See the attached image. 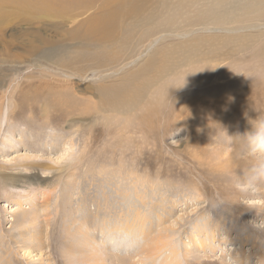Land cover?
Instances as JSON below:
<instances>
[{"label":"rangeland","instance_id":"obj_1","mask_svg":"<svg viewBox=\"0 0 264 264\" xmlns=\"http://www.w3.org/2000/svg\"><path fill=\"white\" fill-rule=\"evenodd\" d=\"M130 1L80 0L75 3L79 9L63 11L52 6L57 4L55 0H0V264H264V185L249 186L244 182L252 161L242 156L239 141L233 143L230 139L251 132V121L260 114L264 116V31L258 35L242 33L252 38L230 43L228 49L235 57L218 63L221 65L216 69L234 71L238 65L242 70L221 79L218 86L224 88L214 93L216 96L234 93L237 85L255 82L260 89L258 102L247 106L236 100L224 105L214 97H205L203 88H183L185 80L194 76L190 72L196 65L201 70L207 68L196 60L179 67L167 81L172 82V90L178 89L169 102L186 99L194 109H187L186 116L177 118L171 115L168 105L164 115L169 121L159 127H163L160 139L156 133L146 135L148 138L139 131L136 134L130 126L124 130L126 134L116 126L124 121L113 119L119 116L109 109L97 108L101 100L99 86L121 83L130 68L142 66L157 49L177 48L179 43L208 32L201 25L164 19L163 10L153 15L156 25H151L155 27L152 35L146 33V39L138 33L130 51L127 48L124 52L127 56L136 52L124 65L137 60L136 63L112 75L117 67L98 65L91 57L101 55L103 49H94L98 43L90 33L86 37L84 34L102 24L119 5ZM161 1L144 0L137 10L144 7V12L139 13L145 18ZM174 2L169 0L160 8L171 7ZM117 18L119 23H126L135 17L128 13ZM222 39H211L203 52L225 53ZM85 46L92 49L83 54L81 62L67 57L68 50L63 53L52 49L78 48L74 55L83 56L78 54ZM109 46L112 45L106 48ZM48 49L53 51L50 58L45 53L41 55ZM257 55L262 58H254ZM36 87L37 92L32 93ZM58 87L62 92H76L77 96L68 93L74 99H67L79 116L68 119L53 117L54 113L51 118L43 115L44 107L52 106L53 98L59 95L54 94ZM86 100L87 106H96L91 115L81 112L80 105ZM135 220V226L145 227V231L136 228L130 248L112 253L97 247L102 225ZM252 241L258 243L254 245ZM86 243H90L88 249L84 247ZM84 255L95 259L103 256L104 260L88 262Z\"/></svg>","mask_w":264,"mask_h":264},{"label":"bare ground","instance_id":"obj_2","mask_svg":"<svg viewBox=\"0 0 264 264\" xmlns=\"http://www.w3.org/2000/svg\"><path fill=\"white\" fill-rule=\"evenodd\" d=\"M55 1L57 2V4H53L52 6H56L58 8V10L73 11V10L79 9L75 5V3L77 1H80V0H62V3L59 0H55ZM141 4L144 5V0H132V1H130L127 4L119 5L118 9L114 10L112 12V14L103 21L102 24H100L98 26H95L94 29H91V31H87L84 34V36L86 37V34L90 33L92 35V40L95 41L96 43H98V44H95L96 46H95L94 49H103V53L101 55H99V56H92L91 55L92 56L91 58H93L94 61H96L98 65H103V64H108L109 65V64H111L113 66H110V67H117V69L119 68V70L116 69V71L113 72L112 75L117 74L119 71H121V72L125 71L128 66L134 65L136 63L137 60L129 61V62L126 63V65H124V62L126 60H128L129 58H132L134 55H136L135 54L136 53L135 52V47L131 48V49H133V51L131 53L135 52L134 55L130 56V54H129V56H127L126 54H124V52L126 51L127 48H128L127 52L130 51L129 49H130L131 45L134 44L133 41H134V39H135V37H136V35L138 33H141L142 36L144 35L143 37L148 35L146 33H149V34L152 35L153 28H155V27H151V25L154 23L153 22V20H154L153 15L157 16V14L162 13L163 10H165V13H166L165 16H164V19H165V17L166 18L167 17H171L173 21H176V19H177V20H180L181 22H186L187 24L188 23L189 24L193 23V24L201 25V26L204 27L202 30L206 29L208 31L207 33H204V34H209V35L204 36V34H202V35H199L198 37H195V38H192V39H188L187 41L179 43L180 45L177 46V48H171V46H170L169 48H166V49H159V50L157 49L154 52V54L148 60H146V62L144 64L142 63L143 64L142 66H140L138 68H134L133 70H132V68H130L131 70H129L124 76H122L121 83H118L117 85L110 84V85H108L106 87L99 86L100 88H98V90L101 93V96H100L101 100L99 99L100 100V102H99L100 104L97 106V108L98 109L103 108V109H106V110L109 109L110 111L115 113L116 116H119V119L118 118H114V117H113V119L114 120H118V122H123L124 121L120 126L116 125L117 127L120 128L121 132L122 131L124 132V130L128 129V127L130 126V128L134 129L136 134H137V131H139L138 133H140L141 135H145V137H146V135L149 136V134L151 135V133H156V134H158L157 137H159V139H160L161 138L160 135L163 133L162 132V128L163 127L161 128V130H160L159 127L162 126V125H165L167 120L169 121V117L164 115V114H166L164 111L167 112L169 110V109L167 110L168 105H170L171 115H172V113H174L173 115H175L177 118H180V117L184 116L186 111H187V109H194V104L192 102L185 101L186 99L185 100L181 99L179 101L175 100L174 102L172 100V102L170 101L171 103L169 102V99L172 97L173 92H175V91L177 92L178 89L174 88L172 90L173 87L172 88L170 87V84L172 82H167V81H168V78H169L170 75H175L176 74L175 72H178V68L179 67H181L184 64H193V63L197 62L196 60H198L199 63L202 64V65H204V64L207 65V68L203 69V70H206V71L201 70L200 69L201 67L199 66V64L196 65L197 68H195L194 70H192L190 72V74L194 75V76H192V77H190V78L185 80V81H187V83L182 84L183 88H186V87L187 88L188 87L197 88V89L203 88L204 91L202 93L205 92V97H207V96L214 97V99L217 102H220V103H223V104L224 103H229V102H235L236 100H239V103H241L243 105H247L249 103H253V102H258L259 101L260 89H259V85L256 84L255 82L254 83L250 82V84L247 85V86L246 85L245 86L237 85L236 86L237 89H236V91L234 93H226V94H221V95H217V96L214 93H218L219 94V91L221 90V88H224V85L218 86V84H219L218 82L221 79H225L226 77H228L232 73L236 74V73H241V71H242L241 67L238 66V65L235 66L234 71H228V70L225 71L224 70L223 72H217V70H216L221 65V64L218 65V63L224 62L227 59H232L233 57H235L234 56L235 54L232 55V52H231L233 50L232 49H228L229 44L232 43V42H233L232 44H239V40H242V39H245V40L249 39L250 40L252 38V35H243L242 33H247V32L254 33V32H257V33H254L256 35L263 33V31H264V0H175L174 4H170L171 7L166 6L164 8H160V7H163V6L169 4V0H162L161 4L159 3L160 5H157L158 3L154 4V5H157V6L153 7L152 11H151V14L148 13L150 15H146L145 18H143V15L139 13V11L141 9L139 11L137 10V8L139 6H141ZM115 5H117V3H115ZM44 6H46V5L44 4ZM47 6H50V4L48 3ZM87 7H88V5L86 4L84 6V9L86 10ZM47 9H49V8H47ZM143 9H144V7L142 8L141 11L144 12ZM191 12L195 13V16L190 17V15H191L190 13ZM128 13L131 14V16H134L135 18L133 20L129 21V22H126V23H119V19L117 18V16H125ZM162 19L163 18H160V20H162ZM157 25H158V23H157ZM210 26H212L213 28H210ZM198 27H200V26H198ZM161 28H163V27H161ZM219 32L224 33V36H220L221 33H219ZM213 33L216 34V37H212ZM153 35H155V34H153ZM213 38H215V39L216 38H223L221 41L223 42V48L225 50H223L222 52H225V53H223V54L221 53L222 55L209 54V52H210V51L208 52L209 49H207V52H208L207 54L208 55H206L203 52V48L206 46V44H210L211 39H213ZM116 43H118V44H116ZM108 45H112V46H109L108 49H107L106 46H108ZM240 45H241V43H240ZM218 47H219V45L217 46V48ZM245 47H247V46H245ZM84 48H85V50L82 53L78 54V55H83L85 52H87V54H89L91 52V49H92L91 46H89V47L85 46ZM116 48L119 49L120 51L117 52ZM52 49H53V51H59V52L61 51L63 53H66L67 50H68L70 54L67 57H69L70 59H73V60H75L77 62H81V61H83L82 59L85 58V55H83V56H77V55L75 56L74 55L76 53L74 50H77L78 48H75V49H63L61 47H58V48H52ZM210 50H211V47H210ZM53 51L48 49L47 51H42L41 55L45 53L44 56L50 58V55H52L51 53H53ZM217 53L213 52V54H217ZM53 55H55V54H53ZM204 55H206V57ZM138 57H140V56H138ZM254 58L261 59L262 56L261 55H257ZM249 59H252V58H249ZM73 60H71V61H73ZM87 60H89V59H87ZM84 61H86V60H84ZM243 62H246V61H243ZM67 67L70 68L69 66H67ZM94 67H96V66H94ZM225 68H227V67H225ZM93 70H97V69H93ZM135 70H137V71H135ZM40 73H44V72H40ZM173 73H175V74H173ZM54 74H55V72H54ZM42 76H43V74H42ZM79 76H81V74ZM82 76H83V74H82ZM109 76H110V74H109ZM65 77H68V76H65ZM100 78H102V77H100ZM256 78H258V77H256ZM138 79L140 81H138ZM250 79L252 80V77ZM27 81L29 82V80H27ZM102 81H104V79ZM181 82H182V80H181ZM100 83H101V81H100ZM95 84H98V83L96 82ZM211 84H213V85H211ZM57 86H59V85H57ZM96 87H98V86L96 85ZM179 88H180V86H179ZM44 89L49 92V88H44ZM60 91L62 92V88L61 89H59V87L56 88V91H54V94L55 95L59 94V95L55 96L53 98L54 100L52 99L53 100L52 101V104H53L52 106L49 107V105H48V108L44 107L45 110L43 112V115L45 116V115L48 114V116L50 115L49 118H51V113H54L53 117L61 118L63 116L64 118H68V119L69 118H73L75 116H79L78 112L76 110H74L73 107L69 106V100L67 99V98H70V100H72L73 95L77 96L76 92L74 90H69L68 89L67 91H65V92L63 91L60 94ZM36 92H37V87L32 89V93H36ZM68 93H73V95L72 94L69 95ZM64 94H66V95H64ZM24 95H25V93H24ZM164 95H166V96H164ZM63 96H64V98H63ZM24 97H27V96L25 95ZM35 97H37V96H35ZM47 97H50V95L47 96ZM38 98H40V97H38ZM46 99H44V100L46 101ZM187 99H189V97H187ZM36 101H37V99H36ZM38 101H40V100H38ZM48 101H50V100H48ZM77 101L79 103L81 102V101H79V98H78ZM83 101L84 100H82V102ZM59 102H61V103L57 104ZM86 102H87L86 104L82 103V105H80L81 107L83 106V108H81V112L84 115H86V114L87 115H91L92 111L96 110V108H94L96 106L89 107V106H87V104H88L87 100H86ZM73 103H75V101ZM229 104L231 105V103H229ZM20 105H19V107H20ZM39 105H41V103ZM75 105H77V104H75ZM226 106H228V105L226 104ZM247 106H246V108H247ZM236 107H239V106H236ZM76 108H78V107H76ZM232 108H230V109H232ZM101 113H103V112H101ZM104 114H106V113L104 112ZM246 115H247V113H246ZM32 116H34V115H32ZM32 116H30V117H32ZM7 118L8 117L5 116L4 120H7ZM99 118H98V120H99ZM68 119H67V121H68ZM128 120H130V121L128 122ZM38 121H39V119H38ZM51 121H53V120H51ZM75 121H76V119H75ZM89 122H90V120L88 121V123ZM115 122H117V121H115ZM52 123H54V122H52ZM57 123H59L58 120H57ZM36 124H37V122H36ZM41 124H43V123H41ZM82 124H84V123H82ZM108 124H110V123H108ZM170 124H171V122H170ZM56 125L58 126V124H56ZM95 125H97V124H95ZM111 126H113V125H111ZM107 127H109V125ZM90 129H89V131H90ZM108 129L109 128H107V130ZM77 131H80V129L77 130ZM130 131H132V130H129V132ZM89 133H91V132H89ZM124 133H126V132H124ZM55 134H57V133H55ZM156 134H154V135H156ZM108 136H106V137H108ZM60 137H62V136L60 135ZM126 137H128V136H126ZM126 137L124 135L125 139H126ZM138 137H136V138H138ZM48 138H49V136H48ZM58 138H59V136H58ZM142 138H143V136H142ZM146 138H148V137H146ZM89 139H90V137H89ZM115 139H116V136H115ZM117 140H118V138H117ZM120 140H123V138L120 139ZM112 142H113V140H112ZM90 143H92V142H90ZM122 144H120V145H122ZM126 144H127V142H126ZM155 144H156V141H155ZM153 146H154V144H153ZM153 146H152V148L155 149ZM155 146H157V145H155ZM84 147H86V144H85ZM107 147L108 146H106V148ZM99 149H100V147H99ZM151 149H150V151H151ZM100 150H103V149H100ZM156 150H157V147H156ZM114 151L115 150H113V153H114ZM134 153H136V152H134ZM138 153H139V151H138ZM102 154H104V153H102ZM93 155L91 157H93V158L96 157V156H93ZM100 155H101V153H100ZM98 156H99V154H98ZM228 161L230 162V160H228ZM225 165H227V164H225ZM121 167H123V166H121ZM214 167L216 169H221L220 166L218 167V166L213 165V168ZM226 170H228V169H226ZM134 222H136V220L132 221V222L131 221L130 222H121V224H118V225L115 224V226H113V227L117 228V229L123 228L125 230H129V231H132V232H135V230H137V229L138 230L140 229L141 231H145V227L141 228L142 227L141 226V227L137 228L135 226L136 224H134ZM139 222H140V220H138V223ZM87 236H88V234H87ZM92 237H94V236L92 235ZM85 241H88V240H85ZM252 242L254 243V245H256L258 243L256 241H252ZM243 243H244V241H243ZM89 244L90 243H86L85 245L84 244L83 245H84L85 248L88 249L89 248ZM243 246H244V244L242 246H240V247H243ZM128 248H130V247L128 246ZM121 249L123 250L124 247L121 248ZM105 250L110 251L112 253H116V252H113L110 248H107V247L105 248ZM174 253H175V257L177 258L178 254L175 252V250H174ZM87 256L88 255H84L86 261H88V262L89 261H93V262L97 261L98 262L99 260H101V261L104 260V259L102 260L103 256L100 257V259H97V258L95 259L91 255H89L88 257ZM89 257H90V259L91 258H93V259L89 260ZM78 260H80V259H78ZM172 261H176V260H172ZM171 264H176V263L172 262Z\"/></svg>","mask_w":264,"mask_h":264},{"label":"clouds","instance_id":"obj_3","mask_svg":"<svg viewBox=\"0 0 264 264\" xmlns=\"http://www.w3.org/2000/svg\"><path fill=\"white\" fill-rule=\"evenodd\" d=\"M252 131L238 136L233 143L239 141L242 156L252 161L245 172V183L249 186L264 185V116L251 121ZM223 129V128H222ZM224 130V129H223ZM134 233L123 228H114L111 224L101 226V238L97 247L101 250L110 248L113 252L130 245L134 241Z\"/></svg>","mask_w":264,"mask_h":264}]
</instances>
